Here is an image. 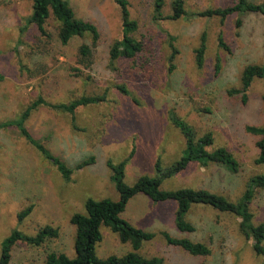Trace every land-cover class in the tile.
<instances>
[{
  "label": "rangeland",
  "instance_id": "1",
  "mask_svg": "<svg viewBox=\"0 0 264 264\" xmlns=\"http://www.w3.org/2000/svg\"><path fill=\"white\" fill-rule=\"evenodd\" d=\"M32 1L0 0V122L18 118L38 97L52 104L102 93L106 99L79 106L73 114L40 104L25 120L32 136L67 166L94 156L93 163L75 169L69 180L16 127L0 128V251L2 241L15 229L34 235L51 225L58 231L56 238L39 246L17 241L9 264H44L49 251L75 256L71 216L86 212L88 198L119 199L107 160L118 163L127 159L123 176L127 185L141 175L155 176L157 159L163 168L178 160L185 139L170 122L171 112L189 123L197 136L211 133V149L226 147L238 160L239 170L189 162L164 178L161 189L204 188L237 201L244 197L248 178L264 173V164L254 161L259 136L246 129L264 125V78L252 80L246 101L241 93H230L241 88L240 75L246 65L264 64V14L234 12L223 20L218 16L155 20L152 0H128L131 16L138 22L132 35L142 49L132 58L111 60L110 47L122 34L120 10L114 0H68L78 18L96 25L99 38L95 45L90 34L62 44L53 19L46 23L47 34H41L28 21ZM173 1L164 0L163 15L172 12ZM235 1L182 0L188 11L230 6ZM238 19L240 26H236ZM203 32L206 48L198 67L195 50ZM220 34L227 48L219 46ZM170 43L176 49L171 61ZM82 44L91 45L89 64L80 57ZM28 206L29 214L19 222L17 214ZM248 206L253 223L264 222V189L253 190ZM191 207L186 218L195 226L192 232L177 230L172 200L155 202L137 193L122 215L155 233L139 253L159 256L164 264H264V258L252 248V239L241 233L240 217L206 204ZM100 230L102 240L95 247L99 257L131 249L108 227ZM162 231L203 242L211 252L192 256L168 244Z\"/></svg>",
  "mask_w": 264,
  "mask_h": 264
},
{
  "label": "trees",
  "instance_id": "2",
  "mask_svg": "<svg viewBox=\"0 0 264 264\" xmlns=\"http://www.w3.org/2000/svg\"><path fill=\"white\" fill-rule=\"evenodd\" d=\"M120 10L122 34L116 39L109 50L111 60L117 58H132L142 49V43L132 35L138 28V22L132 18L128 0H114ZM164 0H152V16L158 19H178L191 18L195 16L213 17L218 16L221 20L234 12H255L264 14V1L256 3L250 0H236L232 5L225 7L206 8L200 11H188L185 9L182 0H174L172 12L163 15L162 8ZM53 19L57 23V35L62 44H67L74 36L90 34L92 45H95L99 38V32L94 23L83 20L75 15L68 0H33L31 15L28 19L36 25L38 31L46 35V23ZM241 25V20L236 21V26ZM172 39V38H171ZM218 44L227 48L222 40L221 34L218 36ZM171 54L169 60L174 58L176 49L170 43ZM205 33L203 32L200 44L196 48L195 58L198 67L203 64L205 51ZM79 54L82 60L89 64V57L92 55L91 45L82 44L79 47ZM173 65L170 63V69ZM218 68V65H217ZM254 78H264V64H248L240 75L241 88L231 89L230 93H241L242 101L247 99V89ZM118 88L123 93L128 90L120 85ZM106 99L105 93L99 95H83L68 103L52 104L38 97L27 105L18 118L0 122V128L9 126L16 127L20 134L30 142L41 154L51 161L62 174L69 180L75 169H80L94 162V156H89L73 167L67 166L58 156L54 155L44 144L35 139L25 126V120L31 111L38 105H47L54 109H61L73 114L79 106L97 104ZM170 122L176 126L185 139V149L183 155L169 166L163 168L160 160L155 161V176L141 175L132 185H127L123 181L124 169L127 159L118 163L107 160V166L112 171L111 178L115 181L119 194L117 201L109 198L95 200L88 198L85 202V213H74L71 216V223L75 225L74 250L75 256L69 257L63 252L49 251L45 257L44 264H164L163 258L159 256L146 257L139 253V249L145 241L151 240L155 233L144 230L128 219L123 217L128 201L137 193H142L155 202L172 200L176 203L174 223L180 232H192L195 226L187 220L186 215L192 208V204H206L214 209L230 213L240 217L239 229L246 238H251L254 252L264 258V222L254 224L252 213L248 206V197L255 188L264 189V173L256 174L248 178L244 197L237 201H230L224 195L212 192L208 189L200 188H178L174 190H164L160 184L164 178L170 177L184 169L189 162H197L201 166L210 163L225 165L231 172L239 170V162L234 155L224 146L211 149L213 138L211 133L197 136L194 128L186 121L179 118L173 112L169 114ZM247 131L259 136L256 146L258 154L254 159L257 164H264V125H248ZM133 151L130 152L129 157ZM30 212V207H26L17 214L19 222ZM101 226L108 227L117 234L118 240L128 243L130 250L121 254H110L106 257H99L95 247L102 240ZM161 234L168 244L180 247L192 256H206L211 250L203 242L193 241L188 237H174L166 231ZM58 231L51 225H45L34 235H26L19 230H13L1 243L0 264H9L11 248L17 241H24L33 246H39L46 239L56 238Z\"/></svg>",
  "mask_w": 264,
  "mask_h": 264
}]
</instances>
